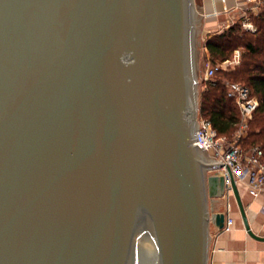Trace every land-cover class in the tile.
<instances>
[{"label": "water", "instance_id": "obj_1", "mask_svg": "<svg viewBox=\"0 0 264 264\" xmlns=\"http://www.w3.org/2000/svg\"><path fill=\"white\" fill-rule=\"evenodd\" d=\"M201 23L193 0H0V264H208Z\"/></svg>", "mask_w": 264, "mask_h": 264}, {"label": "trees", "instance_id": "obj_2", "mask_svg": "<svg viewBox=\"0 0 264 264\" xmlns=\"http://www.w3.org/2000/svg\"><path fill=\"white\" fill-rule=\"evenodd\" d=\"M239 16L227 29L209 35L206 49L211 55L210 62L228 59L236 48H242L241 61L232 70L224 71L230 78L244 81L258 105L248 121V129L241 144L245 148L259 145L264 148V8L257 14L251 11ZM254 24V30L243 27L244 19ZM202 95L201 111H206L211 125L218 135L229 137L239 120V109L232 98L227 96L225 83L220 78L206 80Z\"/></svg>", "mask_w": 264, "mask_h": 264}, {"label": "built area", "instance_id": "obj_3", "mask_svg": "<svg viewBox=\"0 0 264 264\" xmlns=\"http://www.w3.org/2000/svg\"><path fill=\"white\" fill-rule=\"evenodd\" d=\"M262 8H264V0H235L234 5L228 11L235 14L238 13V16L246 17L247 12L251 11L257 14ZM235 14H233V17ZM233 22L234 20L231 19L226 28ZM242 25L249 30H254L255 28L254 24L246 18L243 20ZM239 56V50L235 49L230 59L228 58L215 64L210 63L208 59L204 67V79H214L216 74L222 69L239 63ZM224 83L227 96L234 100L239 109V120L234 134L231 138L226 135H218L211 125L207 112L200 110L197 117L199 128L195 130L198 144L207 149L209 156H214L215 159H221L224 162L217 169L224 177L225 186L222 197L227 198L229 194L233 193L227 168L231 170L235 182H244L249 193L255 197L260 193H264V148L259 145L245 148L241 141L246 135L248 121L258 105V100L251 95L248 86L245 84L236 81ZM203 85L204 91L206 86L205 84ZM231 224L232 219L226 216L222 229H229Z\"/></svg>", "mask_w": 264, "mask_h": 264}, {"label": "crops", "instance_id": "obj_4", "mask_svg": "<svg viewBox=\"0 0 264 264\" xmlns=\"http://www.w3.org/2000/svg\"><path fill=\"white\" fill-rule=\"evenodd\" d=\"M234 3L235 0H200L196 11L202 14L203 31H223L234 13L228 11ZM236 185L250 230L256 236H264V193L253 197L244 182ZM209 210L224 212L232 224L227 230L210 224L208 264H264V239L248 234L233 193L210 200Z\"/></svg>", "mask_w": 264, "mask_h": 264}, {"label": "rangeland", "instance_id": "obj_5", "mask_svg": "<svg viewBox=\"0 0 264 264\" xmlns=\"http://www.w3.org/2000/svg\"><path fill=\"white\" fill-rule=\"evenodd\" d=\"M193 2H194V10L196 11L199 8L200 0H193ZM233 14H235V13H233ZM233 14L231 16H229V18H230V20L233 19L235 21L239 16L237 13L233 17ZM202 28H203V26L201 23V28H200V32H199V35L201 38V45L199 46V49H198V58H197V71H198V77L200 78V80L198 82V112L201 110L200 108H201V105L203 102V99H202V95H203L202 91H203V86H204L203 84H205V86H206V83H205L206 80L203 77L204 67H205V63L207 62V60L209 59V62H210V59H211V55L209 54L208 50L206 49V41H207L209 35H211V33L203 31ZM225 29H227V28L225 27L223 30H225ZM214 33H219V32H214ZM236 49H238L240 52V56H239V62H240L241 57H242V53H243V49L242 48H236ZM233 53H234V51L232 52V55L229 57V59L232 58ZM238 64L239 63H237L235 65H230L226 69H222L221 71H219L216 74V76L214 78H220L224 82L236 81V82H240V83L245 84L244 81H242V80L228 77L224 72L226 70L234 69ZM197 117H198V115H197ZM248 126H249V124H248ZM233 134H234V132L232 133V135L229 136V138H231L233 136Z\"/></svg>", "mask_w": 264, "mask_h": 264}]
</instances>
